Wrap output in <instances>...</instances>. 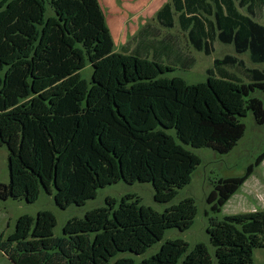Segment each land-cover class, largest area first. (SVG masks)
<instances>
[{
	"label": "trees",
	"instance_id": "trees-1",
	"mask_svg": "<svg viewBox=\"0 0 264 264\" xmlns=\"http://www.w3.org/2000/svg\"><path fill=\"white\" fill-rule=\"evenodd\" d=\"M173 6L195 50L210 54L216 38L264 63V24L254 19L253 0L238 1L247 14L234 0H173ZM198 11L211 19L205 23ZM157 19L172 26L169 4ZM113 45L98 0H0V145L8 151L9 175L0 183L1 199L33 202L44 189L65 209L123 180L149 182L154 199L168 202L201 162L184 145L227 153L244 134L248 112L264 123L263 103L251 96L255 89L264 92L263 69L226 54L213 59L206 80L187 83L161 76L173 70L170 65L135 49L116 52ZM87 60L89 81L80 73ZM225 66L239 67L249 82ZM263 159L264 150L207 195L213 254L203 242L190 247L176 238L139 261L116 257L144 254L166 229L190 227L197 213L192 197L159 212L132 193L119 201L106 197L105 205L68 219L62 236L53 235L51 211L22 214L0 239V250L13 264H253L254 248L264 247V210L214 215Z\"/></svg>",
	"mask_w": 264,
	"mask_h": 264
},
{
	"label": "rangeland",
	"instance_id": "rangeland-1",
	"mask_svg": "<svg viewBox=\"0 0 264 264\" xmlns=\"http://www.w3.org/2000/svg\"><path fill=\"white\" fill-rule=\"evenodd\" d=\"M105 16L107 25L113 38V50L116 52H132L149 59L168 64L173 70L167 71L161 76H179L187 83H196L206 80L207 69L212 67L214 58H221L226 54L234 55L244 61L249 68L264 70V63H253L248 53H235L232 44H225L218 39L212 41L213 50L206 55L203 51L195 50L187 37L186 27L179 22L180 13L174 9L173 0H98ZM212 2L213 0H207ZM239 0H234L240 13L247 14L243 7L238 6ZM255 8L254 19L264 24L263 7L260 0H253ZM172 8V26L167 27L157 19V12L165 5ZM206 8V7H205ZM201 19L207 23L205 17L211 19L206 12H199ZM189 17V15H186ZM163 41V42H162ZM169 43L170 46H165ZM179 57L178 61H176ZM185 59L192 62L184 67L180 65ZM179 62V63H178ZM235 74L242 82L248 83L249 79L241 72L239 67H224ZM93 67L87 60L84 68L80 70L83 78L90 80ZM251 96L259 98L264 106V92L255 89ZM245 131L234 147L227 153H218L208 147L195 148L184 145L196 153L201 162L191 175L188 184L177 189L175 196L168 202H158L154 199V188L149 182L135 181L127 183L119 180L115 183L99 188L94 198L88 199L82 205L70 204L61 209L54 200L53 192L40 190L38 198L33 202H27L23 198H0V239L6 240L14 231L17 218L22 214L35 216L40 210H49L56 217V225L53 228L54 236L63 235V226L68 219L81 218L85 212L93 208L105 205L106 197H113L117 201L126 193L136 195L141 204L150 206L161 212L166 207L178 203L185 197H192L195 201L197 213L190 227L180 230L176 227L166 229L163 238L149 247L140 256L131 253H118L116 257L123 255L133 256L137 261L155 253L160 245L167 239L180 238L186 241L190 247L197 242L205 243L213 254L214 248L210 245L207 228L210 222L204 211L208 210L207 195L215 188L220 179L242 174L249 164L264 150V123L258 124L252 113L248 112L242 118ZM169 132L174 134L173 129ZM7 148L0 145V183L9 180L7 166ZM264 210V159L259 165L254 166L252 173L238 187L234 194L222 205L214 216L222 219L226 215L246 213ZM116 257L111 259L114 260ZM110 261V262H111ZM0 264H13L9 255L0 250ZM253 264H264V247L253 250Z\"/></svg>",
	"mask_w": 264,
	"mask_h": 264
}]
</instances>
